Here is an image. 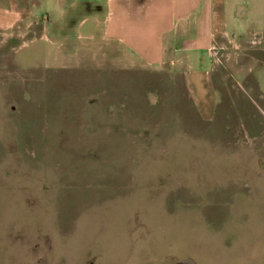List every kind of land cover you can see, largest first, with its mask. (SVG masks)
<instances>
[{
    "label": "rangeland",
    "instance_id": "374dc122",
    "mask_svg": "<svg viewBox=\"0 0 264 264\" xmlns=\"http://www.w3.org/2000/svg\"><path fill=\"white\" fill-rule=\"evenodd\" d=\"M224 3L205 119L83 0H0V264H264V0Z\"/></svg>",
    "mask_w": 264,
    "mask_h": 264
},
{
    "label": "crops",
    "instance_id": "0c3cea01",
    "mask_svg": "<svg viewBox=\"0 0 264 264\" xmlns=\"http://www.w3.org/2000/svg\"><path fill=\"white\" fill-rule=\"evenodd\" d=\"M83 1L88 9L95 7L96 16L103 13L105 36L144 67L178 70L200 116L208 118L212 82L220 73L210 51L226 27L223 0Z\"/></svg>",
    "mask_w": 264,
    "mask_h": 264
},
{
    "label": "built area",
    "instance_id": "2783aa9c",
    "mask_svg": "<svg viewBox=\"0 0 264 264\" xmlns=\"http://www.w3.org/2000/svg\"><path fill=\"white\" fill-rule=\"evenodd\" d=\"M212 55V54H211Z\"/></svg>",
    "mask_w": 264,
    "mask_h": 264
}]
</instances>
